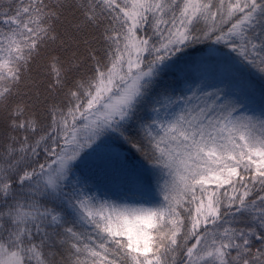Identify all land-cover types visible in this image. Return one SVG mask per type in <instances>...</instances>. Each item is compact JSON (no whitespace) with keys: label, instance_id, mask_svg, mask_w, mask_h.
I'll return each instance as SVG.
<instances>
[{"label":"snow or ice","instance_id":"obj_1","mask_svg":"<svg viewBox=\"0 0 264 264\" xmlns=\"http://www.w3.org/2000/svg\"><path fill=\"white\" fill-rule=\"evenodd\" d=\"M0 264H264V0H0Z\"/></svg>","mask_w":264,"mask_h":264}]
</instances>
